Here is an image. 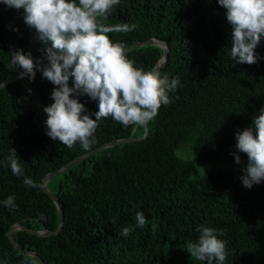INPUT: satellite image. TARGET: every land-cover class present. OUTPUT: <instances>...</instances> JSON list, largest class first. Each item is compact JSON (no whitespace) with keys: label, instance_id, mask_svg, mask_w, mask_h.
Returning <instances> with one entry per match:
<instances>
[{"label":"trees","instance_id":"trees-1","mask_svg":"<svg viewBox=\"0 0 264 264\" xmlns=\"http://www.w3.org/2000/svg\"><path fill=\"white\" fill-rule=\"evenodd\" d=\"M103 22L137 25L128 33L107 34L125 47L149 38L165 41L168 55L158 70L180 83L168 93L170 104L146 124L144 137L143 126L102 118L89 150L137 139L103 148L47 181L46 186L54 183L47 189L62 207L57 234L15 229L12 238L46 264H168L169 253L196 242L203 225L223 230L218 238L227 241L224 264H264V180L249 189L241 182L243 172L220 167L195 176L198 164L235 161L234 155L248 159L236 149L235 134L250 127L264 107V37L255 49L256 63H237L226 10L217 0H120ZM47 47L24 23L23 9L0 3V83L23 71L11 65L10 53L20 50L43 65ZM162 54V47L144 44L126 56L148 71ZM54 87L40 70L32 80L25 75L0 87V264H41L9 241L13 223L38 232L59 226L52 198L42 187H27L24 177L42 185L47 173L89 151L79 143L69 149L46 135L43 109L54 102ZM73 98L95 119L96 101ZM11 148L23 176L11 172ZM9 196H15V210L3 204ZM138 211L146 218L143 228L136 226ZM125 227L131 229L127 237L120 235Z\"/></svg>","mask_w":264,"mask_h":264},{"label":"clouds","instance_id":"clouds-1","mask_svg":"<svg viewBox=\"0 0 264 264\" xmlns=\"http://www.w3.org/2000/svg\"><path fill=\"white\" fill-rule=\"evenodd\" d=\"M120 0H0L9 8L23 9L24 23L35 29L37 39L46 48L47 66L41 67V61L33 62L30 54L20 50L10 53L11 65L34 79L38 69L42 77L54 86L51 99L54 101L43 111L47 114L46 135L53 141H59L71 149L79 145L89 150L95 143L94 133L102 118L111 117L127 127L144 126L157 114L162 105L170 104L168 93L176 90L180 83L178 77L169 80L161 76L157 69L145 71L134 67L127 58L125 45L114 43L108 33H128L134 31L136 24L121 23L106 25L114 6ZM226 10V20L231 26V57L241 64H254L259 57L255 49L264 37V0H217ZM72 87H69V79ZM87 95L97 102L98 111L91 119L85 105L77 98ZM258 116H254L252 125L237 132L236 149L248 158L243 169L241 182L251 188L264 180V107ZM7 162L15 176H23L24 170L18 162L14 148L9 150ZM240 163L239 155H234ZM23 183L30 188L42 187L28 177ZM15 196L3 201L5 207L16 209ZM44 219L43 215L40 217ZM136 226L143 228L146 218L142 212H136ZM130 227L123 228L120 235L127 237ZM200 235L196 242L186 244L187 252L198 261L208 264H224L227 241L219 239L223 230L199 225ZM33 264L35 260L33 259Z\"/></svg>","mask_w":264,"mask_h":264},{"label":"water","instance_id":"water-1","mask_svg":"<svg viewBox=\"0 0 264 264\" xmlns=\"http://www.w3.org/2000/svg\"><path fill=\"white\" fill-rule=\"evenodd\" d=\"M144 44H148V45H158L160 47L163 48V54L160 58V64L156 67H154L155 69H159L161 67V65H163L167 59V55H168V45L165 41H162V40H159V39H155V38H149L145 41H139V40H136L134 42H132L130 45L126 46L125 47V54H127L131 49H134L136 47H139L141 45H144ZM48 63L46 64H43L41 65V67H45L47 66ZM153 68V69H154ZM38 69H34V71H36ZM20 79V76L19 74L0 83V87H3L5 85H7L8 83L10 82H14L16 80ZM144 127V134L142 137H144L146 135V125L143 126ZM137 139L136 137H126V138H122V139H115V140H111V141H108L98 147H96L95 149H91L83 154H80L78 156H76L75 158L71 159L70 161H68L66 164H64L63 166H61L60 168L50 172V173H47L43 178H42V191L47 193L49 195V197L52 198L56 208H57V213H58V220H59V226L56 230L54 231H34V230H31V229H28L26 228L25 226L23 225H20L19 223H13L10 227V229L7 231L6 235L9 239V241L16 247V249L22 253V254H26V255H31V256H34L36 259H38L40 261L41 264H46L44 263L42 260H40V258L38 257L37 253L35 251H32V250H29L27 248H24L22 245H20L18 242H16L13 238H12V232L15 230V229H19V230H26L30 233H36V234H39V235H50V234H57L62 226H63V222H64V218H63V213H62V207H61V204L59 203L58 199L54 196L53 193H51L48 189H47V186H46V183L49 179H51L52 177L56 176L57 174L67 170L69 167H71L73 164L81 161V160H84L85 158H87L88 156L90 155H93L95 154L97 151L103 149V148H106V147H109V146H113V145H117V144H121V143H124V142H127V141H132V140H135Z\"/></svg>","mask_w":264,"mask_h":264},{"label":"rangeland","instance_id":"rangeland-1","mask_svg":"<svg viewBox=\"0 0 264 264\" xmlns=\"http://www.w3.org/2000/svg\"><path fill=\"white\" fill-rule=\"evenodd\" d=\"M248 163V159H240V163L237 164L235 161H223V160H216V161H209L203 164L197 165V174H201L206 170H210L215 167L225 168L230 171H233L235 173H242L243 169L246 168ZM48 189H54V183L50 182L48 183ZM184 248L185 250H181ZM168 253V252H167ZM171 258L167 259L168 264H189V263H195L198 262L194 257H191L189 253L187 252V249L185 246H181L180 248H176L175 251H171L169 253ZM172 261V263L170 262Z\"/></svg>","mask_w":264,"mask_h":264}]
</instances>
